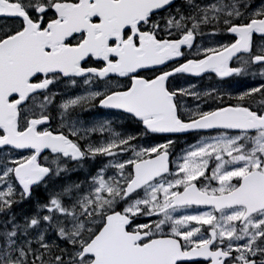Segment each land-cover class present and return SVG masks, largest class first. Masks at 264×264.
<instances>
[{
    "label": "snow or ice",
    "instance_id": "snow-or-ice-1",
    "mask_svg": "<svg viewBox=\"0 0 264 264\" xmlns=\"http://www.w3.org/2000/svg\"><path fill=\"white\" fill-rule=\"evenodd\" d=\"M205 262L264 264V0H0V264Z\"/></svg>",
    "mask_w": 264,
    "mask_h": 264
},
{
    "label": "flooded vegetation",
    "instance_id": "flooded-vegetation-1",
    "mask_svg": "<svg viewBox=\"0 0 264 264\" xmlns=\"http://www.w3.org/2000/svg\"><path fill=\"white\" fill-rule=\"evenodd\" d=\"M181 139H184V138L182 137ZM189 139H191V138H189ZM205 264H207V262H205Z\"/></svg>",
    "mask_w": 264,
    "mask_h": 264
}]
</instances>
